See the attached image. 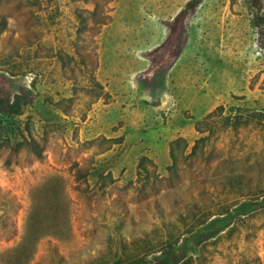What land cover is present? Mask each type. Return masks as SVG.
I'll return each instance as SVG.
<instances>
[{
	"label": "rangeland",
	"instance_id": "374dc122",
	"mask_svg": "<svg viewBox=\"0 0 264 264\" xmlns=\"http://www.w3.org/2000/svg\"><path fill=\"white\" fill-rule=\"evenodd\" d=\"M189 1L0 0V96L32 97L17 120L43 148H0V264H88L121 240L126 250L144 237L155 244L163 213L176 221L211 190L216 210L242 199L235 178L264 176V122L248 117L264 109V30L250 0L185 11ZM51 99L67 114L44 131L37 109ZM213 111L200 125L210 134L198 132ZM207 135L169 171L173 140L185 138L188 155ZM100 165L111 178L92 174ZM202 255L264 264V212Z\"/></svg>",
	"mask_w": 264,
	"mask_h": 264
},
{
	"label": "trees",
	"instance_id": "16d2710c",
	"mask_svg": "<svg viewBox=\"0 0 264 264\" xmlns=\"http://www.w3.org/2000/svg\"><path fill=\"white\" fill-rule=\"evenodd\" d=\"M199 1H189L185 11L194 7ZM260 3V0H250L249 7L254 12L255 25L264 30V12ZM109 21V17L100 21V26L108 25ZM32 101V97L24 92H17L12 96H0V148L27 150L42 156L43 148L34 134L33 125L22 126L17 120L26 113L29 106L32 107ZM48 102L49 106L44 105L37 109L38 117L45 124L44 131H46L47 125L55 124L56 120L61 117L59 111L67 114L59 101L54 102L51 99ZM215 112L208 114L203 122H198L196 126L198 132L208 131L210 134L211 128L209 130L202 129L200 125L206 123L211 126L214 123ZM235 117L224 116L225 125L237 124L244 114ZM248 117H254L260 123L264 122V109L250 112ZM209 137L210 135H207L197 139L192 147V152L188 155L186 154L189 148L188 141L182 137L173 140L170 145L172 164L169 171L177 173L180 159L186 160L189 156L197 153L200 144H204ZM107 170V167L100 165L92 174L111 178L112 173ZM105 172L107 173L105 174ZM243 177L242 175L240 178H235L229 184L231 191L242 199L219 204L218 208L214 210L210 205L213 203L210 201L213 199V191L205 192L206 195H203L201 202L187 203L185 210L181 212L176 221H171L164 213L162 214L161 225L164 233L157 243L151 244L148 238L144 237L142 242L137 240L133 243L132 250H126L127 245L121 240L120 250L112 254L111 257L104 258L106 255H100L89 261L88 264H207V259L202 255L207 242L232 230L239 221L264 212V176L257 179L246 177L244 180ZM234 182L241 185H236ZM153 253L156 254L155 258L148 259V255ZM196 253L199 254L195 256Z\"/></svg>",
	"mask_w": 264,
	"mask_h": 264
}]
</instances>
